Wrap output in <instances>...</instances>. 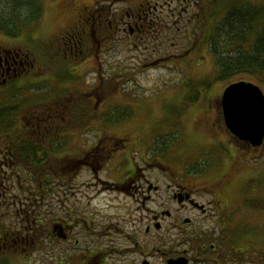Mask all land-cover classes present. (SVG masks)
Here are the masks:
<instances>
[{"label":"flooded vegetation","instance_id":"af4514ba","mask_svg":"<svg viewBox=\"0 0 264 264\" xmlns=\"http://www.w3.org/2000/svg\"><path fill=\"white\" fill-rule=\"evenodd\" d=\"M167 1L125 0L120 10H113L115 2L106 10L102 0H63L56 17L68 15L69 22L52 35H39L45 8L31 31L14 38L0 34V99L7 105L0 110H12L8 120L0 117V264H264V164L256 163L264 143L251 148L231 136L222 117V94L206 96L216 117L205 120L214 143L219 145L217 132L235 143L225 152L219 173L170 176L154 165L158 175L175 177L168 184L152 182L145 158L135 163L130 151L101 137L104 129L110 130L101 125L108 110V105L101 109L105 100L98 93L106 80L101 77V51L114 38L149 41L154 59L136 65L137 73L165 63L176 69L185 55L208 50L202 43L212 26L207 1L203 10L198 0H183L186 13L191 9L200 21L194 18V38L182 50L172 43L166 46L167 35H178L180 26L167 23L164 6L175 4L169 9L174 17L182 8L180 0ZM87 62L94 65L86 73L82 67ZM86 74L95 76L91 83ZM40 82L53 88L44 94L33 93V88L30 94L21 92ZM56 85L66 87V94L60 95ZM181 99H159L151 109ZM192 109L189 105L187 111ZM90 134H96L92 139L97 142L87 145ZM49 135V141L33 142ZM38 147L46 149L39 155L43 159L47 154L50 164L44 193L33 190V149ZM246 153L256 162H249ZM125 166L128 170L114 175L119 179L115 188L133 190L140 208L148 210L143 232L150 238L134 237L135 230L125 232L115 219H93L89 197L80 192L85 188L84 181L79 183L81 175L96 178L105 171L107 176ZM41 193L46 197H38ZM147 203L154 208L147 209Z\"/></svg>","mask_w":264,"mask_h":264},{"label":"rangeland","instance_id":"374dc122","mask_svg":"<svg viewBox=\"0 0 264 264\" xmlns=\"http://www.w3.org/2000/svg\"><path fill=\"white\" fill-rule=\"evenodd\" d=\"M124 1L102 0V5L106 10H109V7L112 8V2H115L113 10H120L123 8ZM149 1L153 3L154 0ZM155 1L161 2V0ZM180 1L182 4L183 0ZM206 1L209 6L210 14L208 15L212 22L214 20L219 21L226 8L236 2L241 1V3L247 2L255 6H264V0H198L203 10H205ZM62 2L63 0H47L44 3L42 17L44 8L46 16L39 35L44 37L47 34V36L52 35L69 22L68 15L56 17V12ZM171 2L178 3L177 0H171ZM54 3H56L57 8L52 7ZM174 7L175 4H171L169 7L164 6L163 15L166 16L167 23L171 25L176 22L175 26H180V30L178 35H173V33L167 35L166 40L168 42H166V46L170 48V43H172L175 44L177 49L182 50L184 47L191 46L190 40L194 38L191 35V27L195 25L193 20L195 18L200 21V19L196 18L194 12V15H191V9L186 13L185 3L184 6L182 4V8L180 7L181 14H176L174 17L169 11ZM125 9L126 7H124ZM177 11H180V9L177 8ZM151 47L149 41L144 40L142 44H138L131 39H126L125 36L119 35L112 40L111 46L103 48L101 51L103 68L101 77L106 80L101 88H98V93L105 100V102H101V109L108 105L107 112L103 113L101 117V125L110 129L108 131L104 129L105 133H102L101 137L111 138L118 149L123 148L130 151L135 163L139 162L141 157L145 158L149 162V165L145 166L148 168L152 182L160 180L168 184L169 178L175 177H169L166 174L165 178L163 175H158L154 171V165H159L161 169L166 170V173H170V176L175 174L185 175L187 173H219L220 170L223 171L222 169H216L222 166L223 156L226 155L225 152L230 150V143L232 145L235 143L228 135H223L220 138L218 132L217 141L219 145L208 138L206 131L209 130L206 128L207 123L205 120H213L216 115L214 112H210L211 103L206 102V96L208 94L220 95L229 84L239 81L254 83L264 93V75L240 73L234 74L226 80H217L218 74L215 67L211 65V55H209L208 50L205 49V51L202 48L197 49L195 54L185 55V59L176 63V69L173 67L174 65L165 63L160 68L150 69L144 73H137L138 70L133 71L139 63H148L154 59V56L150 54ZM56 61L58 60L53 62ZM92 65H94V62H87L82 70L87 73ZM131 74L136 75L133 77ZM93 77L95 76L86 74L84 79L86 78L85 80L91 83ZM209 79L211 81L208 83ZM47 87L48 89L53 88V86ZM47 87L46 82H40L37 86L36 84L24 86L21 92L30 94L28 90L33 88V93H37L38 88H46L47 90ZM55 88L58 89L60 95L61 93L66 94L68 90L63 86H55ZM181 95L180 102H165L156 111H153L154 108L151 109L155 104L154 102L159 99L177 98ZM184 95L190 97L191 100L185 98ZM38 101L40 102V100ZM189 105H192L193 109L188 112ZM4 107H7V105L2 103L0 99V109ZM161 116H166L165 122L160 121ZM105 118L107 120L103 122ZM117 120L120 121L117 122ZM15 126L18 127L17 123H15ZM95 135L90 134V138L86 139L87 145L97 142V140L92 139ZM59 136L62 139L61 133ZM69 136L74 135L69 134ZM161 143H166L169 146L164 150ZM246 154L252 163L257 161L258 164H264V146L256 161H254L252 155ZM118 157H121L120 154ZM128 168L125 166L117 173L111 174L110 172L107 176L106 172L103 171L96 178L91 173H85L79 178V183L85 182V188H80V192L82 191V194L89 197V213H92L93 219L103 222L105 218L115 219L125 232L132 234L135 230L134 237L150 238L151 236L147 237L143 232L147 223L148 210L140 208L137 201L138 196H133V190L124 193V191L121 192L115 188L119 179L114 175L122 174ZM126 183H128V180L125 181ZM166 197H168L167 194ZM146 207L152 210L154 205L153 203H147ZM118 237H120V234Z\"/></svg>","mask_w":264,"mask_h":264},{"label":"trees","instance_id":"16d2710c","mask_svg":"<svg viewBox=\"0 0 264 264\" xmlns=\"http://www.w3.org/2000/svg\"><path fill=\"white\" fill-rule=\"evenodd\" d=\"M46 1L0 0V34L14 38L24 31L33 29V26L42 18ZM202 43L210 52L211 65L215 67L218 74L217 80H226L240 73L264 75V6L240 1L227 7L220 20L212 22L210 33L203 38ZM210 81L211 79L208 83ZM38 89L35 94L46 92V88ZM15 92L13 89L9 93ZM10 115L12 110L9 108L5 111L0 110V117L5 116L8 120ZM165 120L166 116H161L160 121L165 122ZM49 140H51L50 135L46 139L39 138L33 142ZM161 146L165 150L169 145L161 143ZM41 152L47 151L41 147L33 149V169H36L33 170V190L44 193L49 189L46 175L50 164L46 160L47 154L43 155V159L40 158ZM43 193L38 197H46V194L42 195Z\"/></svg>","mask_w":264,"mask_h":264},{"label":"water","instance_id":"95a60500","mask_svg":"<svg viewBox=\"0 0 264 264\" xmlns=\"http://www.w3.org/2000/svg\"><path fill=\"white\" fill-rule=\"evenodd\" d=\"M220 107L224 125L233 138L252 148L262 146L264 93L260 87L246 81L231 83L222 92Z\"/></svg>","mask_w":264,"mask_h":264},{"label":"bare ground","instance_id":"6f19581e","mask_svg":"<svg viewBox=\"0 0 264 264\" xmlns=\"http://www.w3.org/2000/svg\"><path fill=\"white\" fill-rule=\"evenodd\" d=\"M56 86H58V85H56ZM62 87V86H61ZM242 143V142H241ZM264 143V142H263Z\"/></svg>","mask_w":264,"mask_h":264}]
</instances>
